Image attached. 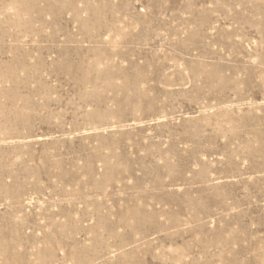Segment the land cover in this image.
Listing matches in <instances>:
<instances>
[{
  "label": "rangeland",
  "instance_id": "1",
  "mask_svg": "<svg viewBox=\"0 0 264 264\" xmlns=\"http://www.w3.org/2000/svg\"><path fill=\"white\" fill-rule=\"evenodd\" d=\"M0 264H264V0H0Z\"/></svg>",
  "mask_w": 264,
  "mask_h": 264
}]
</instances>
